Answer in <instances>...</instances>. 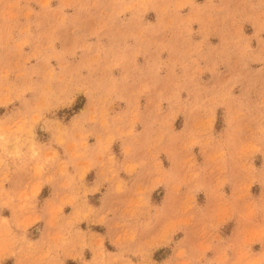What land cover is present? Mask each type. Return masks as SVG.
Listing matches in <instances>:
<instances>
[{
	"label": "rangeland",
	"instance_id": "obj_1",
	"mask_svg": "<svg viewBox=\"0 0 264 264\" xmlns=\"http://www.w3.org/2000/svg\"><path fill=\"white\" fill-rule=\"evenodd\" d=\"M92 152L164 184L138 264H264V0H0V264L41 219L63 243V204L88 218L83 183L38 202Z\"/></svg>",
	"mask_w": 264,
	"mask_h": 264
},
{
	"label": "crops",
	"instance_id": "obj_2",
	"mask_svg": "<svg viewBox=\"0 0 264 264\" xmlns=\"http://www.w3.org/2000/svg\"><path fill=\"white\" fill-rule=\"evenodd\" d=\"M90 154L87 159H72L69 162L68 156L59 153L60 159L69 163L66 172L61 175L56 171L52 173L51 184L44 183L41 187L40 192L46 191V196H42L38 202V212L42 216L41 210L46 200H57L71 193V190L63 185L70 183L73 192H76L83 183L84 188L88 190L85 201L91 208V211L87 210L88 218L73 215V210L84 209L82 202L79 203L80 200L74 206L63 204L62 218L57 219L53 225L56 230L61 231V234L67 236L63 243H61L62 239L54 236L52 227L49 228L41 219L38 222L40 228L35 235L32 234L35 229L33 226L26 233L32 246L35 245L37 248L33 249L25 257L26 259L20 261H17V253H6L1 264L7 261L11 264H100L93 262L92 252V250L95 252L101 250L100 240L104 254L97 256L96 260L103 259L104 264H127V260L132 264L139 263V243L146 245L151 240L139 236V218L134 219L140 209L136 208L134 203L138 197L137 192H143V195L151 200L153 193L160 189L164 191V184L156 183L157 177L149 176L140 167H137L134 173H126L123 165L126 163L128 165L129 161L138 163V160L128 159L123 154L115 156L114 171L111 172L107 158H102L96 152ZM84 165L88 170L84 180L80 181L79 172ZM119 182L125 189L121 193L116 190ZM153 184L154 187L148 190ZM81 201L84 202L82 198ZM49 206L53 204L50 203ZM6 219L10 230L18 235L20 232L15 229L10 214ZM69 230L70 232L66 233ZM133 231H135L134 238L127 239ZM20 244L22 242H17L14 248H9L16 251Z\"/></svg>",
	"mask_w": 264,
	"mask_h": 264
}]
</instances>
